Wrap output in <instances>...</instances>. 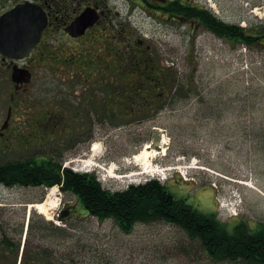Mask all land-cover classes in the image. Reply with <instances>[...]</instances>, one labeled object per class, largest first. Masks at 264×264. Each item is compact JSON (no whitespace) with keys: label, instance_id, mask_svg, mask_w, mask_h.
Instances as JSON below:
<instances>
[{"label":"rangeland","instance_id":"obj_1","mask_svg":"<svg viewBox=\"0 0 264 264\" xmlns=\"http://www.w3.org/2000/svg\"><path fill=\"white\" fill-rule=\"evenodd\" d=\"M193 1L208 5V0ZM211 1L213 13L226 23L244 28L264 24V0ZM136 2L116 0L115 6L133 32L139 37H148V44L159 50L156 54L161 62L173 67L178 81L174 97L165 99V107L153 119L123 126L98 122L90 143L75 145L70 135L67 146L62 127L52 130V122L60 123L63 95L73 96L76 90L74 83L63 84V78L73 71L67 61L79 48L68 46L69 41L58 36L51 43L53 68L36 69L33 85L21 92L24 98L27 95L30 107L22 102L15 116V131L20 138L10 140L15 144L0 143V163L53 155L63 159L64 167L79 170L81 160L91 162L90 150L97 143L101 151L95 156L97 161L110 171L117 169L119 175H130L122 178L121 183L104 181L106 186L118 189L131 180H142L145 174L132 176L145 171L133 156L150 143L152 129L159 127L167 133L170 150L155 159L156 169L151 173L169 166L178 167L181 172L171 171L173 178L167 183L168 190L176 197L188 198L206 214L218 209L217 218L229 225L237 220L225 207L237 202L242 219L256 228L258 223H264V130L255 126V121L264 120V105L258 98L251 105L246 100L244 83L228 77H233L246 61L248 68L244 71L251 87L259 91L258 97L264 98V44L237 45L204 28L169 23L166 16L155 19ZM100 43H93L98 53L104 49ZM236 93L240 94V102L232 101ZM211 99L215 110L210 116L220 117L218 120L201 117V111ZM230 106L238 109L233 111ZM7 108L8 102L0 119L5 118ZM244 125L247 128L241 127ZM239 180L252 182L260 192L238 183ZM208 188L211 197L198 198L194 194ZM56 190L59 204L50 206V215L32 210L30 218L44 228L35 240L47 232L42 244L51 248L54 255L65 256L68 264H237L205 257L198 241L187 240L185 231L163 220L137 222L130 233L124 232L114 219L100 220L78 208L68 212L66 220H61L64 212L74 209L77 199L72 193L62 192L60 186ZM49 191L50 188L44 187L11 189L0 185V204L12 206L6 210L18 216L25 209L22 204L43 202ZM78 207L83 209L80 201Z\"/></svg>","mask_w":264,"mask_h":264},{"label":"flooded vegetation","instance_id":"obj_2","mask_svg":"<svg viewBox=\"0 0 264 264\" xmlns=\"http://www.w3.org/2000/svg\"><path fill=\"white\" fill-rule=\"evenodd\" d=\"M116 0H0V115L4 116L6 103L8 108L5 118L0 119V143L5 145L15 144L10 140H18L20 134L15 130V116L20 110L22 102L30 107L27 95L21 92L27 91L33 85L36 75V69L53 68L52 61V40L53 38L63 37L67 39L68 46L77 45L81 52L85 46H91L93 43H103V45L116 46L125 54H145L149 47L145 40L138 39L133 35L127 19L121 17L120 12L115 6ZM170 1V0H168ZM161 2L157 0H144L142 6L155 18H164L173 24L184 23V25H194L197 28H206L200 22V18L195 16L203 13L212 14L200 1L193 0H173L177 3L179 9L183 5L189 6L191 16H182L180 13H170L168 5L170 2ZM29 2L32 6H39L48 15V24L43 32L42 39L36 45L32 54L24 61H21L20 54L7 56L5 51L20 50L23 42L15 36V24L11 19L1 21L3 14L17 6L18 4ZM31 4H29L31 6ZM91 10L98 14L96 23L89 27L84 35L73 36L70 28L73 23L86 11ZM205 11V12H202ZM215 16V15H214ZM218 19V17H217ZM109 35H108V34ZM102 37V38H101ZM130 55L127 57L130 58ZM67 64L72 68V72L63 78V84L66 82L74 83L75 92L73 96L64 94L62 105L60 106V123L52 122L56 130L59 125L62 127L66 144H69V136H73L72 141L75 145L81 143H90L93 138L95 124L101 122L109 123V126L116 124L115 117L119 113L130 117L132 114L131 103L126 104V110L116 109V90L117 83L124 80L116 76V67L120 65H130L131 63L117 64L112 61L102 62H83L69 61ZM147 65V64H146ZM102 68L101 75L98 72H90L89 68ZM26 69L32 73V80L29 84H21L14 80L15 69ZM86 69V70H85ZM92 75L91 77L89 75ZM7 95V100L5 99ZM21 112V111H20ZM49 112V111H48ZM50 115V112H49ZM50 117V116H49ZM51 119V117H50ZM19 121V119H18ZM90 123H94L90 125ZM2 141H7L4 143ZM2 160L0 159V162ZM20 160H9L17 162ZM6 162H4L5 164ZM3 165V163H0ZM199 198V197H198ZM12 207L8 204H0V264H68L67 258L54 255L51 248L42 244L44 237L39 236V232L44 229L37 226V223L30 219V210L26 207L20 214L9 212L6 209ZM195 207H182L181 210L185 217L192 218L197 226H206L212 224V219L206 214L198 212ZM178 209H176L177 211ZM180 210V211H181ZM198 212L199 215L196 214ZM215 213V212H214ZM27 214H29L27 221ZM211 214V213H209ZM17 216V217H16ZM179 218V216H177ZM202 221H205L203 225ZM39 224V223H38ZM201 237L198 241L196 238ZM187 240L198 241L202 245L215 244L221 245L220 240H213L205 237V233L200 236L191 237ZM225 240V239H222ZM228 241V240H227ZM262 248H264V239H262ZM264 250V249H263ZM221 259L227 260V253H222ZM240 261V258L234 259ZM79 264V263H77Z\"/></svg>","mask_w":264,"mask_h":264},{"label":"trees","instance_id":"obj_3","mask_svg":"<svg viewBox=\"0 0 264 264\" xmlns=\"http://www.w3.org/2000/svg\"><path fill=\"white\" fill-rule=\"evenodd\" d=\"M176 5L175 1L168 5L170 13L191 16L192 9L189 6L183 5L178 9ZM195 16L230 43L254 47L264 44L263 23L260 27L244 28L239 24L221 22L207 13ZM77 55V61L83 62L131 63L115 68L117 78L124 80L117 86L116 107L117 110L124 112L127 109L126 104L131 103L130 122L153 118L164 108L165 99L174 97L178 81L172 68L162 65L161 61H158L150 52L144 55H130L116 46L107 44L101 53H98L91 45L85 46ZM138 55L139 57H135ZM88 71L98 72L101 75L104 70L92 67ZM118 118H120L119 114ZM55 159L53 156L35 157L0 165V183L23 186L61 185L63 191L72 192L79 198L85 210H89L100 220L114 219L126 233L132 231L136 222L165 220L183 227L192 235L200 236L204 232L207 238L228 240L230 251H221L220 255L227 253L230 258L241 256L245 264H264V248L258 245L260 242L257 240L262 237L261 234L250 236L246 228L240 226L244 234L230 236L227 234V229L215 221L207 227L197 226L198 224H195L191 217H185L183 211H180L182 207H191V205L185 199L176 197L165 184L152 180L144 185L131 186L126 191H111L102 187L94 173H77L68 168L63 169L62 160ZM204 223L205 221H202L201 225ZM209 247L214 251L215 248L220 250L221 245L209 244Z\"/></svg>","mask_w":264,"mask_h":264},{"label":"water","instance_id":"obj_4","mask_svg":"<svg viewBox=\"0 0 264 264\" xmlns=\"http://www.w3.org/2000/svg\"><path fill=\"white\" fill-rule=\"evenodd\" d=\"M161 1L165 2L166 0ZM6 18L11 19L15 24V36L21 40H24V38L27 39L26 42L22 43L20 50H16L15 52L10 50L7 51L6 54L8 56H12L13 54H21L23 57L28 56L31 50L41 39L42 32L47 26L48 19L46 14L38 6L35 8L28 4H20L2 16L1 21ZM95 21L96 15L93 12L87 11L73 23L70 31L71 33H73L74 30L76 31L73 36L82 35L89 26H92V24L95 23ZM23 23L28 25L25 27L23 26ZM14 79L18 83L29 82L31 74L26 70L17 69ZM161 139L162 135L160 130L158 128H154L152 135V147L158 151L162 150V146L160 145Z\"/></svg>","mask_w":264,"mask_h":264},{"label":"bare ground","instance_id":"obj_5","mask_svg":"<svg viewBox=\"0 0 264 264\" xmlns=\"http://www.w3.org/2000/svg\"><path fill=\"white\" fill-rule=\"evenodd\" d=\"M90 125H93L92 123L88 122ZM169 140L167 139L166 136H164V139H163V150L161 152L155 150V149H152L150 150L149 147L150 145L149 144H146L145 145V148L139 153V154H135L133 156L134 158V161L136 163H138V165H142L143 168L146 169V171H154V161L155 159L159 156V155H166L167 154V148L166 145L168 144ZM93 158L95 156H97L101 151L99 150V145L97 143H95L92 147V149L90 150ZM128 161V160H127ZM129 162V161H128ZM168 170H173V169H177V167H173V166H169L167 168ZM160 170H156L155 172H159ZM132 175H136V174H132ZM121 178H127L128 175H121L119 176ZM240 183L244 184V185H247L248 187L252 188V189H255L258 191V189L254 186L253 183L249 182V181H239ZM127 189L124 188V189H121L120 191H126ZM57 190H56V187H53L52 189H50L48 195H47V198L46 200L43 202V203H36L34 205H31L30 207H32L33 209H36L37 212H39L40 214H43V215H47L48 216L50 215V212H49V208L50 206H57L59 204V198L57 196ZM202 196H205L206 195H202ZM191 236V235H190ZM196 235H192V237H194ZM198 241H201L202 238L201 237H197L196 238ZM220 244H221V248L220 250H214L212 251L209 247H206V248H203L202 250V254L205 255V257H207L208 254L210 255H220L221 251H230L229 249V241L227 240H220ZM211 246V245H210ZM229 261H232L233 259H227Z\"/></svg>","mask_w":264,"mask_h":264}]
</instances>
